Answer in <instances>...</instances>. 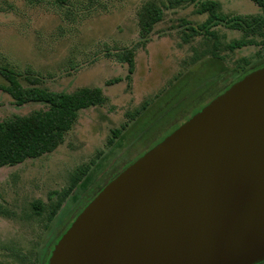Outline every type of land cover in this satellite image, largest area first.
<instances>
[{
    "label": "rangeland",
    "instance_id": "obj_1",
    "mask_svg": "<svg viewBox=\"0 0 264 264\" xmlns=\"http://www.w3.org/2000/svg\"><path fill=\"white\" fill-rule=\"evenodd\" d=\"M205 1L69 0L59 7L53 0H0V66L19 74L26 87L28 78H38L50 91L98 87L108 98L81 111L55 151L0 168V264H42L109 182L264 64L262 37L228 48L244 35L228 21L261 9L251 0H212L226 18L203 26ZM147 4L161 8L163 17L143 39L139 14ZM136 44L128 80V67L116 55ZM47 108L17 106L0 90V121Z\"/></svg>",
    "mask_w": 264,
    "mask_h": 264
},
{
    "label": "water",
    "instance_id": "obj_2",
    "mask_svg": "<svg viewBox=\"0 0 264 264\" xmlns=\"http://www.w3.org/2000/svg\"><path fill=\"white\" fill-rule=\"evenodd\" d=\"M264 262V65L81 211L47 264Z\"/></svg>",
    "mask_w": 264,
    "mask_h": 264
},
{
    "label": "trees",
    "instance_id": "obj_3",
    "mask_svg": "<svg viewBox=\"0 0 264 264\" xmlns=\"http://www.w3.org/2000/svg\"><path fill=\"white\" fill-rule=\"evenodd\" d=\"M53 1L59 7L69 2V0ZM251 1L261 9L262 13L257 16H237L228 21L231 29L242 31L244 34L241 39L229 44L228 48L231 51L254 44L251 36L262 37L264 46V0ZM218 8L219 3L212 0L202 3L199 13L209 14L203 26L218 23L226 18L217 11ZM162 17L161 8L154 4L145 5L139 14V36L146 39ZM139 45L136 44L133 48L125 49L116 55V60L128 67V80L135 71V51ZM215 56L219 57L217 54ZM257 68L251 69L246 74ZM0 76L7 82L0 84V90L8 94L15 105L44 103L48 106L47 109L36 111L28 116H16L0 121V168L21 164L28 159L39 158L55 151L64 142L65 135L77 123L81 111L101 107L108 102L103 90L98 87H84L72 93L55 92L39 87L38 78H28L30 86L26 87L20 83L19 74L2 66H0ZM115 81L119 82L120 79ZM119 131H114L116 137ZM48 256L47 253L42 259V264H46Z\"/></svg>",
    "mask_w": 264,
    "mask_h": 264
},
{
    "label": "flooded vegetation",
    "instance_id": "obj_4",
    "mask_svg": "<svg viewBox=\"0 0 264 264\" xmlns=\"http://www.w3.org/2000/svg\"><path fill=\"white\" fill-rule=\"evenodd\" d=\"M242 78H243V77H242ZM242 78H241V79H242ZM239 80H240V79H239ZM239 80H238V81H239ZM233 84H234V83H233ZM233 84H232V85H233ZM232 85H231V86H232ZM228 88H229V87H228ZM228 88H227V89H228ZM227 89H226V90H227ZM226 90H225V91H226ZM222 93H223V92H222ZM222 93H221V94H222ZM219 95H220V94H219ZM216 97H217V96H216ZM211 101H212V100H211ZM71 224H72V223H71ZM70 226H71V225H70ZM70 226H69V227H70ZM69 227L66 228L65 231L59 236V238L56 240V243H57V242L59 241V239L63 236V234L69 229ZM56 243H54L53 246L50 248V250H49V252H48L49 256H50V254H51V252H52V250H53V248H54V246H55ZM49 256H48V259H49ZM48 259H47V261H48ZM46 264H47V262H46Z\"/></svg>",
    "mask_w": 264,
    "mask_h": 264
}]
</instances>
